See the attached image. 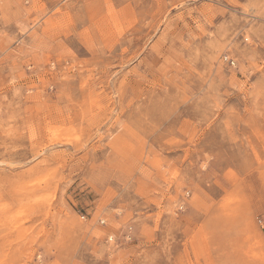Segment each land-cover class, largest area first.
<instances>
[{"label":"rangeland","instance_id":"1","mask_svg":"<svg viewBox=\"0 0 264 264\" xmlns=\"http://www.w3.org/2000/svg\"><path fill=\"white\" fill-rule=\"evenodd\" d=\"M0 264H264V0H0Z\"/></svg>","mask_w":264,"mask_h":264}]
</instances>
